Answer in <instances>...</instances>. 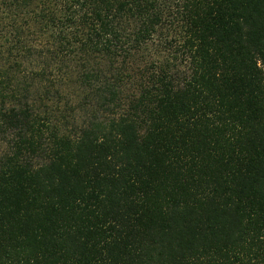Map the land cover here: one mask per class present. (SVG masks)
<instances>
[{
	"label": "trees",
	"instance_id": "1",
	"mask_svg": "<svg viewBox=\"0 0 264 264\" xmlns=\"http://www.w3.org/2000/svg\"><path fill=\"white\" fill-rule=\"evenodd\" d=\"M0 146V264H264V0H0Z\"/></svg>",
	"mask_w": 264,
	"mask_h": 264
},
{
	"label": "rangeland",
	"instance_id": "2",
	"mask_svg": "<svg viewBox=\"0 0 264 264\" xmlns=\"http://www.w3.org/2000/svg\"><path fill=\"white\" fill-rule=\"evenodd\" d=\"M166 25H167L168 30L167 31L164 30V32L162 34H160V35H158L157 37L154 38V40H156V42H154L151 45V49L149 51L151 54H153L154 59L157 58L160 61H162L163 59H165L170 54V52L173 49V48L171 49L170 47H163L161 44H159L157 42V40L159 38H161V37L164 38L165 37V34L170 37L172 34L175 33V31H174L175 29L174 28L169 27V24H166ZM167 48H169V49H167ZM149 61H150L149 60V57H147V58L143 59L140 63H138V67L136 69H134V71H135V74L134 75H136V73H137V71L139 69H141V71H143V70L145 71L146 68L149 66ZM134 75L131 76V80H132L131 81V84L128 85V87H127V90H128L127 92H129V95H132V94H135L136 93V89H137L136 83H133V82L136 79H139V78L138 77H133ZM143 80H146V79H143ZM3 148L4 147L0 146V154H1L2 150H3Z\"/></svg>",
	"mask_w": 264,
	"mask_h": 264
}]
</instances>
